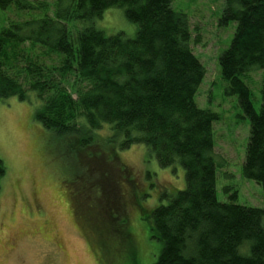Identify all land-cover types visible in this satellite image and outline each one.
I'll return each mask as SVG.
<instances>
[{"label":"trees","instance_id":"obj_1","mask_svg":"<svg viewBox=\"0 0 264 264\" xmlns=\"http://www.w3.org/2000/svg\"><path fill=\"white\" fill-rule=\"evenodd\" d=\"M62 1L50 17L47 3L0 0V104L34 96V119L70 138L67 149L85 158L83 167L99 161L96 148L116 154L142 144L159 166L184 169L186 187L163 189L169 202L148 213L150 239L161 243L153 264H264V208L238 205L236 194L230 202L217 197L213 125L220 117L196 103L206 72L191 48L188 16L174 0ZM112 8L137 26L134 39L96 27ZM14 9L29 19L8 24ZM70 21L82 23L75 33ZM230 23L236 31L219 58L221 77L250 124L242 176L264 191V0H225L219 25ZM252 70L263 73L259 112L245 80ZM5 174L0 160V188ZM94 209L84 222L101 220Z\"/></svg>","mask_w":264,"mask_h":264},{"label":"rangeland","instance_id":"obj_2","mask_svg":"<svg viewBox=\"0 0 264 264\" xmlns=\"http://www.w3.org/2000/svg\"><path fill=\"white\" fill-rule=\"evenodd\" d=\"M31 2L47 3L50 17L58 5V0ZM67 6L65 3L63 8ZM173 8L188 16L191 48L206 72L196 103L220 117L213 125L214 154L220 166L218 200L230 202L236 194L238 205L264 208L262 187L242 176L249 120L238 98L226 93L219 66L221 54L231 45L236 23L219 25L225 0H174ZM6 15L8 24L29 19L15 9ZM80 25L68 23L74 33ZM95 25L107 36L122 33L134 39L137 32L121 8L105 11ZM262 76L260 70L245 76L257 112L261 108ZM29 98H10L0 104V160L6 168L0 188V264H153L161 243L150 239L148 213L169 202L162 194L166 189L171 194L186 187L184 169L180 165L159 166L142 144L116 154L103 146L96 148L93 153L102 162L91 161L92 167H83L85 158H72L68 150L70 138L46 131L34 119L38 102L34 96ZM99 133L101 140L108 134L106 130ZM92 203L101 220L84 222L85 233L79 228V219H87ZM73 206L79 209L78 224ZM114 206L117 209L111 214L115 221L111 222L108 211Z\"/></svg>","mask_w":264,"mask_h":264},{"label":"flooded vegetation","instance_id":"obj_3","mask_svg":"<svg viewBox=\"0 0 264 264\" xmlns=\"http://www.w3.org/2000/svg\"><path fill=\"white\" fill-rule=\"evenodd\" d=\"M106 188V187H105ZM70 192H68V194H69ZM72 197V196H71ZM119 200L121 201V198H119ZM124 200V199H123ZM120 201H119V205H120ZM70 202H71V198H70ZM114 204V203H113ZM124 205V204H123ZM125 206H126V204H125ZM115 207V206H114ZM114 207H110L109 208V211H113V209L114 210H116L117 208H114ZM94 210H96V209H94ZM78 211H79V209H77V206H73V212H74V215H75V218H76V222H77V224H78V219H79V217H78V215H79V213H78ZM90 223V222H89ZM79 225H81V227H79L80 229L82 228H84L85 230H86V224H84V221L83 220H81L80 221V219H79ZM81 229V230H82ZM83 231V230H82ZM83 234V233H82ZM85 234V233H84ZM86 236V234L84 235V237ZM85 239H86V237H85ZM87 240V239H86Z\"/></svg>","mask_w":264,"mask_h":264},{"label":"clouds","instance_id":"obj_4","mask_svg":"<svg viewBox=\"0 0 264 264\" xmlns=\"http://www.w3.org/2000/svg\"><path fill=\"white\" fill-rule=\"evenodd\" d=\"M106 14L110 15V12H108V13H106ZM101 27H103V24H101Z\"/></svg>","mask_w":264,"mask_h":264}]
</instances>
